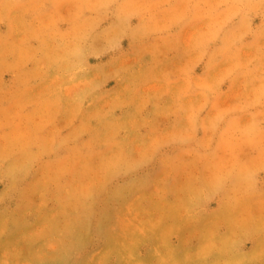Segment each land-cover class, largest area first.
<instances>
[{
  "label": "rangeland",
  "instance_id": "1",
  "mask_svg": "<svg viewBox=\"0 0 264 264\" xmlns=\"http://www.w3.org/2000/svg\"><path fill=\"white\" fill-rule=\"evenodd\" d=\"M0 264H264V0H0Z\"/></svg>",
  "mask_w": 264,
  "mask_h": 264
}]
</instances>
